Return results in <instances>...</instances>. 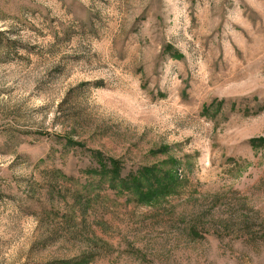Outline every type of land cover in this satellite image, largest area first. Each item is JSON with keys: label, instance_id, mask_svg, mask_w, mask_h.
<instances>
[{"label": "rangeland", "instance_id": "obj_1", "mask_svg": "<svg viewBox=\"0 0 264 264\" xmlns=\"http://www.w3.org/2000/svg\"><path fill=\"white\" fill-rule=\"evenodd\" d=\"M63 263L264 264V0H0V264Z\"/></svg>", "mask_w": 264, "mask_h": 264}, {"label": "trees", "instance_id": "obj_2", "mask_svg": "<svg viewBox=\"0 0 264 264\" xmlns=\"http://www.w3.org/2000/svg\"><path fill=\"white\" fill-rule=\"evenodd\" d=\"M103 160L100 159V162H102ZM102 164H105L104 162H102ZM104 169L107 167V164L104 165ZM114 177H113V182H114V179L116 178H121V176H119V167L118 166H114L113 170H111ZM147 172H150L149 170ZM146 173L143 172V177L146 176L145 175ZM149 176V174H147ZM135 181L133 183H129L128 179H124V178H121V184H124V188H126V190L128 191L129 189L132 190L133 192H135V194L138 195V198L139 199H143L146 198V197H149V198H152L153 196H155L156 194H159L163 191H165L168 186H166L165 183L161 182L160 180H152L149 182L148 184V187L146 188V191L143 192V190L141 189L143 186H142V182H141V178H138V177H135ZM149 179V177H148ZM63 264H71V263H63Z\"/></svg>", "mask_w": 264, "mask_h": 264}]
</instances>
